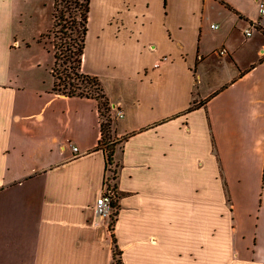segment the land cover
<instances>
[{
    "label": "crops",
    "instance_id": "1",
    "mask_svg": "<svg viewBox=\"0 0 264 264\" xmlns=\"http://www.w3.org/2000/svg\"><path fill=\"white\" fill-rule=\"evenodd\" d=\"M261 1L90 0L81 70L120 142L110 231L98 102L24 59L54 0H0V264H114V238L123 264H264Z\"/></svg>",
    "mask_w": 264,
    "mask_h": 264
},
{
    "label": "trees",
    "instance_id": "2",
    "mask_svg": "<svg viewBox=\"0 0 264 264\" xmlns=\"http://www.w3.org/2000/svg\"><path fill=\"white\" fill-rule=\"evenodd\" d=\"M63 4V10L55 14L58 6ZM54 26L60 27V32L67 39L68 30L70 32H78L77 51L71 52V59H67V42L62 44L54 53V66L52 68L51 74L54 79H59L63 84L62 89L58 88L57 82H54V87L52 91L58 95L66 97H86L95 99L98 102V111L100 114V130H101V140L99 141L98 149H101L106 155V170L108 172V183L107 185L112 188L115 192L116 198L113 206V216L110 220V231L114 230V225L117 216V190H116V179H117V166L114 163V155L117 146L120 144L113 136V120L111 117V108L109 101L104 93V89L100 80L97 77H92L84 75L81 73L82 60L85 52L86 38L88 33V18L90 12V0H54ZM78 11L79 17L70 16L69 11ZM69 16V18H68ZM76 41V40H75ZM73 47V46H72ZM61 62V63H60ZM70 63L71 74L68 75V71L62 73L61 78H59V72L61 65ZM60 87V86H59ZM58 88V89H57ZM114 237V236H113ZM114 264L122 263V253L119 250L116 240L114 238Z\"/></svg>",
    "mask_w": 264,
    "mask_h": 264
},
{
    "label": "rangeland",
    "instance_id": "3",
    "mask_svg": "<svg viewBox=\"0 0 264 264\" xmlns=\"http://www.w3.org/2000/svg\"><path fill=\"white\" fill-rule=\"evenodd\" d=\"M61 3V0H60ZM64 8V5L61 4L58 6V9L56 11L55 14L59 15L58 13H60ZM70 16L79 17V12L78 11H72L68 13ZM53 16H54V8H53ZM69 18V16H68ZM49 21V20H48ZM53 21H54V17H53ZM50 23V22H49ZM55 24V23H54ZM53 24L52 29L50 30V32L44 36V43L41 44H37V41H33L32 39H30L29 42V46L31 48V53H29V55H26V57L24 58L25 60H28L30 57H37L38 59H42L43 60V69L41 68V70L38 71V75L41 76L43 78L47 77L48 80L49 78H51V69L54 66L55 60H54V53L60 48L63 47L62 44L67 42V59H71L70 56H72L71 52H76L77 51V44L79 43L78 41V32L74 31V32H70V30H68V37L67 39H65V37L62 35V33L60 32V27H55ZM34 25V24H32ZM88 28V26H87ZM76 40V41H75ZM66 41V42H65ZM73 46V47H72ZM26 45H24L23 49H25L26 51ZM48 48V49H47ZM65 49V47H63ZM61 63V62H60ZM72 65L70 63L67 64H62L60 68V72H59V78H61L60 76H62V73L66 72L65 70L68 71V75L71 74L70 71V67ZM81 73L84 74L81 70ZM85 75V74H84ZM54 82H57V84L60 86H58L59 89H62L61 87H63V84L59 81V79H54ZM54 87V84H53ZM57 88V89H58ZM53 89V88H52Z\"/></svg>",
    "mask_w": 264,
    "mask_h": 264
},
{
    "label": "built area",
    "instance_id": "4",
    "mask_svg": "<svg viewBox=\"0 0 264 264\" xmlns=\"http://www.w3.org/2000/svg\"><path fill=\"white\" fill-rule=\"evenodd\" d=\"M259 12L261 15H264V1H261L259 3ZM212 28H216V26H212ZM245 35L247 37H250L252 35L251 30L246 31ZM225 53L226 51L223 50L221 52V55H224ZM166 61H167V57L162 58L160 61H158L155 64V68H159L160 65ZM123 118H124V113L118 110L116 113V119L122 120ZM74 152H78V149L74 148ZM108 182H109L108 176H106L105 181H104L103 191L98 196L95 206H94V214H95L94 221L96 224H100L104 221L110 222L113 216V213H114L113 206H114L116 195H115L114 190L107 185Z\"/></svg>",
    "mask_w": 264,
    "mask_h": 264
}]
</instances>
